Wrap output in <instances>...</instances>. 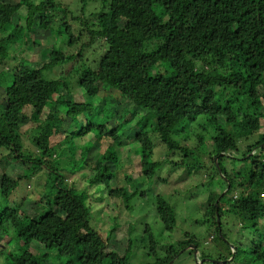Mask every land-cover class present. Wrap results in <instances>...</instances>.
<instances>
[{
	"label": "trees",
	"instance_id": "obj_1",
	"mask_svg": "<svg viewBox=\"0 0 264 264\" xmlns=\"http://www.w3.org/2000/svg\"><path fill=\"white\" fill-rule=\"evenodd\" d=\"M60 24V41L46 44ZM70 35L80 45L76 53L66 51ZM87 47L99 51L95 60ZM67 65L77 86L59 73L45 75ZM96 106L112 110L111 117L97 115ZM24 119L34 130L26 145ZM106 140L92 157L96 142ZM134 143L143 182L161 179L158 168L166 161L174 171H191L188 178L205 162L207 178L219 179L205 214L206 237L220 241L219 254L210 249L198 256L199 236L178 230V242L159 245L140 214L147 213L139 207L145 187L134 179L131 187L119 184L121 155ZM200 146H207L210 165L195 157ZM158 149L165 153L159 160ZM1 160L25 168L16 179L0 176V241H6L0 264H136L140 226L154 257L141 264L192 259L190 244L198 247L197 262L264 264V0H0ZM75 176L85 178L87 193L79 192ZM91 197L115 200L118 215L129 218L125 255L107 249L123 216L104 236L90 222ZM25 199L35 200L37 212L23 209ZM146 204L168 232L175 230L176 209L166 197L155 194ZM226 212L253 234L242 236L247 245L227 240ZM183 249L187 255L178 259Z\"/></svg>",
	"mask_w": 264,
	"mask_h": 264
},
{
	"label": "rangeland",
	"instance_id": "obj_2",
	"mask_svg": "<svg viewBox=\"0 0 264 264\" xmlns=\"http://www.w3.org/2000/svg\"><path fill=\"white\" fill-rule=\"evenodd\" d=\"M7 1L12 2L13 0H7ZM62 1L70 2L72 0H62ZM75 6L76 4L74 5V8ZM96 10L98 9H95L94 11ZM64 28L65 27L62 24H60V29L57 31L56 35H50L48 39L45 40V43L50 44L52 42L60 41L65 31ZM88 40L89 39L85 37V41H88ZM65 48H66V51L68 52L69 51H72L74 53L78 52V50L80 49V45L76 43V37H73L70 35L68 37L67 45ZM25 49H26L25 56L30 57L31 54L33 53V43H30ZM84 51L86 52L87 56L91 58V60H95L96 58L95 54L98 56V53H99V51L96 52L94 51L93 48H88V47ZM23 54H24L23 52H19L16 56H14L15 61L16 62L19 61ZM33 58H34L33 60L36 62L37 60L36 56ZM35 65H37V62ZM69 69H70V66L67 65L62 68L61 72H57L59 71V67H56L53 70L46 71L45 75L49 77H52V76L56 77L58 76L57 73H59V76L61 75V76L66 77L67 81H70V84L73 83L74 84L73 86H77L78 82L75 79L76 77L75 72L73 70H70L71 72L68 73ZM65 93H66V90H63L62 92H60L59 95L57 94L55 98L58 100V98L62 96L64 97V95H66ZM95 110H96V113H99L97 115H102V117L106 119L107 118L109 119L112 115V110L102 111L101 106H96ZM23 128L26 129L24 132V140H23V144L26 145L28 140L33 142L34 130H33V126H31V122L28 119H24ZM185 133H186L185 131L181 130L178 133V138L183 140ZM101 142H102L101 145L96 142L95 146L93 147V151L91 153L92 157L98 149H101V151H103L108 143L107 140L101 141ZM137 145H138L137 143H134L124 148L125 154L121 155V168L123 169L122 170L120 169L119 184H122L125 186L130 185L131 187L130 183L132 179H134V183H136L137 185L141 184L142 185L141 187H145L144 189H146L147 194H146V197H144L143 199V203L140 204L139 207L143 209L144 211L146 210L147 213L140 212V214L144 216V218L147 219L149 225L154 230L157 241H159L158 242L159 245L163 246L166 244L167 246L170 243L174 244L178 242L177 240H179L180 238L184 236V233L189 232L191 234H195L196 236H199V240L201 241V246H199L200 253H198L199 254L198 256H200L201 252H203L204 250L208 251L210 249L215 251L217 254H219L220 253V249H219L220 241L218 239H216L214 242L211 240L206 243V240L207 239L209 240V237L208 238L206 237L207 236V226H209V221L205 220L206 218L205 214L208 208V206H206L207 200L209 199L210 192L218 189L219 179L217 177L209 178V179L207 178L208 167L205 165V162H201L202 166L199 168L197 174L192 172V177L188 178L191 171L189 173V171L180 170L178 168H176L177 171H174V168L172 167L170 162L166 161V162H162L160 167L158 168L159 170H158L157 177H160L161 179H154L153 181H150L149 183L143 182L145 180L140 175V172H141L140 157L139 155L135 153V149L137 148ZM207 152H208L207 146H202V147L200 146L198 150H196L195 157H200L202 161L205 160L206 163L210 165V162L208 161L210 156L206 154ZM120 153H122V151H120ZM164 154L165 153L163 152V150L158 149V152L156 153L157 156L154 158H157L158 160L162 159L164 157ZM211 155L213 156V153H211ZM227 165H228V168H232V165L230 162L229 163L227 162ZM111 166L115 167V164L111 163ZM24 168L25 166L21 163L11 162V163L6 164L4 160H1L0 161V176H2V174L5 172V173H8L11 177L16 179L20 175V173L24 172ZM67 178L70 179L71 177L68 176ZM71 179L73 180V178ZM74 179L75 181L73 182H76V185H78L77 187L78 189H80L79 192L87 193L84 190V188L86 187L85 178L83 176H75ZM212 179H214V182ZM36 181L37 179L35 178L33 179V181H30V182H36ZM24 183H28V181L24 179L20 182V185L23 189L25 188ZM216 184L218 185L217 187L214 186ZM134 187L136 186L134 185L131 188V191H134L135 189ZM99 192L101 193V190H99ZM235 193L239 194L238 191L234 192V194ZM155 194H161L162 196L166 197V199L175 206L176 215H177V225L173 232H168L166 230V228L164 227L162 221L160 220L156 212L150 213L151 210L147 206L146 200L150 201L151 197L154 196ZM221 195L223 196V193ZM231 196H232V192L227 194L224 200L225 205L227 204V201L230 199ZM91 198L92 199H90L88 202L92 208V212H90V222L94 226L101 228L104 236L109 233V230H112V228H114L113 225L117 223V220L118 219L120 220L123 216V218L120 221L121 228L120 229L116 228L118 234L117 236L114 235L110 239L107 249L114 250L121 256L125 255L128 250V223L127 222L129 221L128 220L129 218L127 216L125 217L126 213L125 214L123 213V215L122 214L118 215L119 209L116 206L115 200L114 201L110 200L109 203L108 202L106 203V199L96 200L94 197H91ZM104 202L105 204H103ZM23 209L27 210L28 213H32V214L37 212L35 200L33 201V200L25 199L23 203ZM223 211H225V207H223ZM117 215H118V219H117ZM223 220H224L222 224L224 226L223 233L226 236H229L227 239L229 242H236V240L240 239V241L243 244H245L243 239H245L246 237L251 238L253 236L251 232L245 233L244 225L242 226L240 225L241 223L240 218L234 216L233 213L226 212V215L223 217ZM177 230L180 231L181 234H183V236H181V234L179 235L175 234ZM142 235H143L142 227L140 226L136 228L134 232L135 243L133 245V253H135V249L138 248V252H136L134 255V258H135L134 262L136 264H141L144 262H151L154 259L152 255L153 253H150L151 251L149 253L145 251V248L147 247V244L149 243L148 242L146 243V241H143L142 239H140ZM242 236H246V237H242ZM225 239L226 238L224 239L221 238V240H225ZM2 240L0 241V250L3 248L4 242H6L5 239L3 241ZM222 245L223 244H221V246ZM232 245L234 246L233 243ZM245 245H247V243ZM8 247L10 248L11 246H8ZM8 250L9 249H7V251ZM185 252L186 250H182L180 252V255L178 256V259L181 256H183V254L187 255V253ZM195 256H197V254H194V257L192 259H190V256L188 258L183 257L182 262L181 263L178 262V264H212L213 263L205 258H202L200 262H197ZM1 262L2 260H0V263Z\"/></svg>",
	"mask_w": 264,
	"mask_h": 264
},
{
	"label": "clouds",
	"instance_id": "obj_3",
	"mask_svg": "<svg viewBox=\"0 0 264 264\" xmlns=\"http://www.w3.org/2000/svg\"><path fill=\"white\" fill-rule=\"evenodd\" d=\"M236 196V195H235ZM88 205H89V207H91V205L88 203ZM218 224L219 225H221V223H220V220H219V218H218ZM221 229V228H220ZM212 238H213V236L212 237H209V240L208 241H211L212 240ZM196 245V244H195ZM197 246V245H196ZM188 248H193V247H191V244L188 246ZM184 250V249H183ZM195 250V249H194ZM197 253H198V247H197ZM196 253V254H197ZM221 262V261H220Z\"/></svg>",
	"mask_w": 264,
	"mask_h": 264
},
{
	"label": "water",
	"instance_id": "obj_4",
	"mask_svg": "<svg viewBox=\"0 0 264 264\" xmlns=\"http://www.w3.org/2000/svg\"><path fill=\"white\" fill-rule=\"evenodd\" d=\"M215 160L217 161L218 159L215 158ZM191 247H193L195 249V254L197 253V246L195 244H191ZM217 262V260H214Z\"/></svg>",
	"mask_w": 264,
	"mask_h": 264
},
{
	"label": "built area",
	"instance_id": "obj_5",
	"mask_svg": "<svg viewBox=\"0 0 264 264\" xmlns=\"http://www.w3.org/2000/svg\"><path fill=\"white\" fill-rule=\"evenodd\" d=\"M237 196V195H236Z\"/></svg>",
	"mask_w": 264,
	"mask_h": 264
}]
</instances>
